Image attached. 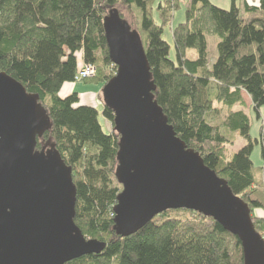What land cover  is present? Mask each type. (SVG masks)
I'll return each instance as SVG.
<instances>
[{
	"label": "trees",
	"instance_id": "obj_1",
	"mask_svg": "<svg viewBox=\"0 0 264 264\" xmlns=\"http://www.w3.org/2000/svg\"><path fill=\"white\" fill-rule=\"evenodd\" d=\"M257 1L238 7L233 0L227 11L209 0H189L185 22L172 29L173 60L164 35L180 0H0V72L39 96L52 127L38 139L37 150L48 143L56 147L77 189L75 224L87 239L106 244L101 254L68 264H244L239 239L192 211L165 212L128 238L113 229L123 189L115 175L120 137L114 114L104 107L113 130L106 134L97 108L81 105L78 93H62L77 84L83 65L97 70L96 86L114 78L104 21L113 10L127 21L120 8L135 17L127 22L141 37L155 100L177 137L248 205L264 240V127L253 139L250 117L232 111L244 106V93L259 121L264 107V0ZM207 34L219 38L212 66ZM192 50L195 60L188 56ZM217 105L231 109L222 125L216 123ZM233 137L246 144L227 159ZM259 145L263 165L255 167L252 156Z\"/></svg>",
	"mask_w": 264,
	"mask_h": 264
},
{
	"label": "water",
	"instance_id": "obj_2",
	"mask_svg": "<svg viewBox=\"0 0 264 264\" xmlns=\"http://www.w3.org/2000/svg\"><path fill=\"white\" fill-rule=\"evenodd\" d=\"M117 73L102 89L119 135L116 178L122 192L114 231L128 238L168 211H192L241 242L244 264H264V240L248 205L177 137L155 100L157 90L139 33L117 10L104 21ZM38 95L0 72V264H68L106 244L75 224L77 189L54 145L37 150L51 129Z\"/></svg>",
	"mask_w": 264,
	"mask_h": 264
},
{
	"label": "rangeland",
	"instance_id": "obj_3",
	"mask_svg": "<svg viewBox=\"0 0 264 264\" xmlns=\"http://www.w3.org/2000/svg\"><path fill=\"white\" fill-rule=\"evenodd\" d=\"M162 0H157V4ZM213 5L223 9V10H230L232 8V1L233 0H209ZM244 2L249 3L250 5H257V0H236V5L241 7ZM189 0H180V8L176 11L174 16V20L172 24L165 30L164 39L167 41L171 47L172 52L171 56L172 59L175 60V49L173 44L172 38V29L179 24H182L186 20V10L188 7ZM120 11L123 12L125 19L128 22L135 21V17H133L132 12L129 10L127 11L125 8H120ZM155 18L157 19L156 15ZM207 42H208V53H209V65L212 66L218 57L217 45L219 42V38L216 35L207 34ZM188 56L191 60H195L197 55L195 51H189ZM97 70L93 76H90L87 79H84L82 82H79L74 85L66 86L62 95L70 96L71 94L78 93L79 98L81 100V105L84 106H93L97 107L99 111V122L103 128V131L106 134H110L113 132L111 124L103 117V110L104 104L102 101V89L101 86H96L92 82L97 79ZM87 81V82H84ZM244 106H235L232 111H242L251 119V136L253 139H258L260 136V129L264 127V107L261 109L260 112V121L257 118V114L253 109V104L250 97L244 93ZM219 109H221V113L217 115L216 123L222 125L225 119L227 118L228 113H230L231 109L223 108L217 105ZM263 115V117H262ZM233 143L229 144L226 148L227 151V159H231L234 154H236L242 147L245 146V141L241 137H233ZM261 146H256L255 151L252 156V161L255 167H262L263 159L261 156ZM263 187L260 190V193L264 196V181ZM257 216H261V212H256Z\"/></svg>",
	"mask_w": 264,
	"mask_h": 264
},
{
	"label": "built area",
	"instance_id": "obj_4",
	"mask_svg": "<svg viewBox=\"0 0 264 264\" xmlns=\"http://www.w3.org/2000/svg\"><path fill=\"white\" fill-rule=\"evenodd\" d=\"M96 69L90 65H83L76 75L75 81L77 83L82 82L84 79L89 78L95 74Z\"/></svg>",
	"mask_w": 264,
	"mask_h": 264
},
{
	"label": "crops",
	"instance_id": "obj_5",
	"mask_svg": "<svg viewBox=\"0 0 264 264\" xmlns=\"http://www.w3.org/2000/svg\"><path fill=\"white\" fill-rule=\"evenodd\" d=\"M64 96H67V95H64ZM93 107V106H92ZM94 108H97V107H94ZM262 117H263V115H262ZM264 118V117H263Z\"/></svg>",
	"mask_w": 264,
	"mask_h": 264
}]
</instances>
